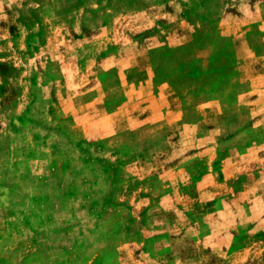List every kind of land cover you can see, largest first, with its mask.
Listing matches in <instances>:
<instances>
[{
    "label": "rangeland",
    "instance_id": "rangeland-1",
    "mask_svg": "<svg viewBox=\"0 0 264 264\" xmlns=\"http://www.w3.org/2000/svg\"><path fill=\"white\" fill-rule=\"evenodd\" d=\"M0 264H264V0H0Z\"/></svg>",
    "mask_w": 264,
    "mask_h": 264
},
{
    "label": "crops",
    "instance_id": "crops-1",
    "mask_svg": "<svg viewBox=\"0 0 264 264\" xmlns=\"http://www.w3.org/2000/svg\"><path fill=\"white\" fill-rule=\"evenodd\" d=\"M162 88L159 89V92H158V100L160 102V108H162L163 111H167L169 109V107H166L167 106V98L168 96H170L171 93H169V90H167V86L162 83L161 84Z\"/></svg>",
    "mask_w": 264,
    "mask_h": 264
}]
</instances>
